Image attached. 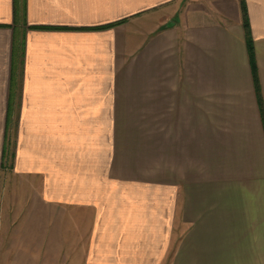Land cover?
<instances>
[{"label":"crops","instance_id":"obj_1","mask_svg":"<svg viewBox=\"0 0 264 264\" xmlns=\"http://www.w3.org/2000/svg\"><path fill=\"white\" fill-rule=\"evenodd\" d=\"M13 4L0 0V264H264L239 0ZM245 4L264 107V0Z\"/></svg>","mask_w":264,"mask_h":264},{"label":"trees","instance_id":"obj_2","mask_svg":"<svg viewBox=\"0 0 264 264\" xmlns=\"http://www.w3.org/2000/svg\"><path fill=\"white\" fill-rule=\"evenodd\" d=\"M22 0H14L13 9L15 12V16L20 9L19 3H21ZM240 7H241V15H242V26L244 30V37H245V46L248 56V61L250 65L251 75L254 83L255 92L257 95V101L259 110L261 113V118L264 125V107L261 97V91L259 86V80H258V71H257V65L255 60V50L253 45V38L250 31V25L248 20V14L246 10V4L245 0H239ZM35 28H46L44 26H32ZM22 44V41H20L16 34L12 38L11 42V72L14 70V63L17 59L19 46ZM12 114V103L9 104V107L7 108L6 112V122H5V129H4V140H3V149H2V161H1V167H9L12 158H13V148H14V133H15V124L12 120L13 118Z\"/></svg>","mask_w":264,"mask_h":264},{"label":"rangeland","instance_id":"obj_3","mask_svg":"<svg viewBox=\"0 0 264 264\" xmlns=\"http://www.w3.org/2000/svg\"><path fill=\"white\" fill-rule=\"evenodd\" d=\"M171 260H172V258H171V257H169V258H168V261H167V262L165 261V263H164V264H168V263H169Z\"/></svg>","mask_w":264,"mask_h":264}]
</instances>
